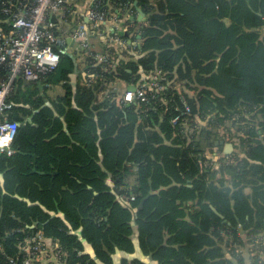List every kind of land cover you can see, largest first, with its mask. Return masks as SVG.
<instances>
[{
  "label": "trees",
  "instance_id": "16d2710c",
  "mask_svg": "<svg viewBox=\"0 0 264 264\" xmlns=\"http://www.w3.org/2000/svg\"><path fill=\"white\" fill-rule=\"evenodd\" d=\"M137 5L147 16L141 44L129 59L119 58L125 42L113 50L114 69L68 50L40 80L18 79L14 152H0V264H21L20 244L38 232L58 243L63 263L263 264L236 249L246 236V247L264 241V0ZM98 9L136 11L133 0H99ZM80 68L99 78L80 85ZM155 70L165 87L148 102H112L111 82L138 87ZM225 136L234 162L219 171L230 187L203 155Z\"/></svg>",
  "mask_w": 264,
  "mask_h": 264
},
{
  "label": "built area",
  "instance_id": "2783aa9c",
  "mask_svg": "<svg viewBox=\"0 0 264 264\" xmlns=\"http://www.w3.org/2000/svg\"><path fill=\"white\" fill-rule=\"evenodd\" d=\"M0 0V152L11 155L12 143L17 135L18 124L9 118L10 111L22 104L11 96L17 87L19 78L27 82H36L52 71L59 63L60 53L67 50L70 39L79 41L83 55L90 60L91 66L106 65V69L115 67V49L121 47L122 40L107 34L110 22H126L128 15H106L98 9L99 0ZM120 21V22H119ZM117 24V25H118ZM103 44L96 50L93 39ZM123 45V44H122ZM117 57V54H116ZM114 59V61H113ZM99 78L90 74L86 85ZM143 85L134 90L122 88L118 81L108 85L112 93V102L116 105L139 100L146 103L153 92L165 87V76L160 70L146 75ZM188 111V107H186ZM178 121V116L172 123ZM227 142L231 140L225 136ZM221 162L232 163L230 153H222ZM201 168L204 166L199 159ZM24 255L21 264H63L64 252L55 242H46L38 232L28 236L19 246ZM237 252H242L236 249ZM250 254L259 253L264 257V241L255 240L247 246ZM11 262L15 263L14 260Z\"/></svg>",
  "mask_w": 264,
  "mask_h": 264
},
{
  "label": "crops",
  "instance_id": "0c3cea01",
  "mask_svg": "<svg viewBox=\"0 0 264 264\" xmlns=\"http://www.w3.org/2000/svg\"><path fill=\"white\" fill-rule=\"evenodd\" d=\"M137 4H138V0H133V5L135 6V10L136 11L134 13H131V14H127V13L124 14V15H126V14L128 15V19L127 20H129L131 22V25H133L132 29L135 32H139L138 35H136L134 39L131 38L132 35L130 36V33L133 34V32L131 31V27H129L127 21L125 23L124 22L122 23V22L119 21L120 23L119 24L117 23L118 25L114 24L113 22H110L107 25L108 31H117L118 33L121 32L122 34H120V33L119 34L123 36V39H121L122 40V44L125 42L124 44L129 45V47H127V45H123L124 48H126V50H125L124 48H122L123 46L121 44L122 47H120V48H122L121 49L122 52L121 51L120 52L116 51L117 54L119 52V58L120 59H127V58L129 59L128 55L136 54V51H134V47H138L141 44V41H142V39H141L142 35L140 34L141 33L140 30L142 28V25L146 23L147 16L144 14V12L142 11L141 7L139 5H137ZM138 9H140L143 12V17L140 16V13L138 12ZM117 16H118V14H117ZM143 18L146 19L145 22L142 21ZM91 42H92V44H93V46H94V48L96 50H101V48H103V45H102L103 43L100 40H97V39L94 38ZM65 45L67 47V50H69L71 53H73L74 55L79 57L80 60L82 59L83 53H82V51L80 49L78 40L70 39V40L67 41V43ZM127 50H129V51H127ZM125 53L128 54V55H125ZM86 80H87V75L84 72V68H80L79 72L75 75V82L78 81L80 83V85H84V84L86 85ZM94 83L95 82H93L92 84H94ZM117 84H119V86H121L122 88H126V89L130 87L128 84H126L125 82H123L121 80L118 81ZM88 86H90V85H88ZM182 91L184 93H187L189 96L193 95V93H194L192 90H188L186 88L182 89ZM28 120L29 119H28L27 116L23 117V123L28 121ZM226 140L227 139L225 137H224V139H220L219 138L217 140L218 143L217 144L215 143V146H213V147H205L203 155H204V158L206 160H208V162H210V165L212 164L211 165L212 169L215 170V180L216 179H221V180H223L225 186L230 187L231 186V178H230V176L228 174H223L221 171H219V168H220L219 166H220V162H221V159H222L221 155H222V153H225L224 152V147H225V144L227 143ZM220 141H223V143L221 144ZM230 143L232 144V142H230ZM167 144H170V141H167ZM232 147H233V150H234L233 144H232ZM231 152H230V154H231ZM135 172H136V168L133 167V168H131L130 174L125 176L124 182L127 185H129V187H132V186L137 184V179H136V173ZM52 174H54V173H52ZM245 192L249 193L250 191H249L248 188H245ZM94 193L96 194V192H94ZM212 209H213V211H215L214 207H212ZM237 233L239 235H241V236H244V234H245L244 230H242V229H238ZM222 236L224 237V242L226 244L227 243L230 244V242L232 241V239L230 238L231 236L227 235L224 232H222ZM243 244H244V246H243ZM246 244H247V236H246V238H242V242L241 243L237 242L238 248L241 251L243 249L247 248ZM85 246H86V244H85ZM87 249H89V248H87ZM119 258H120L119 255H116L115 263L119 262ZM246 260L249 263V260L248 259H246ZM68 261L66 260L63 264H75L73 261H70V262H68ZM150 264H156V263L155 262H151ZM263 264H264V262H263Z\"/></svg>",
  "mask_w": 264,
  "mask_h": 264
},
{
  "label": "water",
  "instance_id": "95a60500",
  "mask_svg": "<svg viewBox=\"0 0 264 264\" xmlns=\"http://www.w3.org/2000/svg\"><path fill=\"white\" fill-rule=\"evenodd\" d=\"M138 12L140 13V16L143 17V12H142L140 9H138ZM140 16H139V17H140ZM132 18H133V17H132ZM132 18H131V19H132ZM142 21L145 22L146 19L143 18ZM119 33L122 34L121 32H119ZM141 35H143V34H141ZM130 89H131V90H134L133 87H130ZM215 143L217 144L218 141H216ZM220 143L222 144L223 141H220ZM232 150H233L232 144H231L230 142H227V143L225 144V147H224V152H225V153H230ZM38 173L43 174V172H38ZM141 204H142V203H140L139 207L141 206ZM31 227H32V226H31Z\"/></svg>",
  "mask_w": 264,
  "mask_h": 264
},
{
  "label": "rangeland",
  "instance_id": "374dc122",
  "mask_svg": "<svg viewBox=\"0 0 264 264\" xmlns=\"http://www.w3.org/2000/svg\"><path fill=\"white\" fill-rule=\"evenodd\" d=\"M123 15H124V14H123ZM24 82H27V81H24ZM27 83H30V82H27ZM242 253L244 254V257L247 258V256H248V250H247V248H246V249H243V250H242Z\"/></svg>",
  "mask_w": 264,
  "mask_h": 264
}]
</instances>
